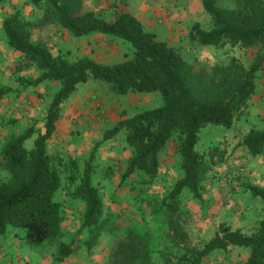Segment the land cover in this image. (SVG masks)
I'll return each mask as SVG.
<instances>
[{
	"label": "trees",
	"instance_id": "1",
	"mask_svg": "<svg viewBox=\"0 0 264 264\" xmlns=\"http://www.w3.org/2000/svg\"><path fill=\"white\" fill-rule=\"evenodd\" d=\"M29 1L42 7V15L30 21L16 11L3 20V31L8 45L21 54L19 69L35 66L40 70L30 82L53 81L58 88L48 105L44 130L36 132L33 146L27 148L24 144L35 133L32 127L12 135L3 146L2 169L6 179L0 182V234L17 227L24 229L23 239L29 246L57 242L56 260L79 248L77 236L68 243L60 240L63 216L61 204L55 199L60 187L56 167L59 161L47 151L46 144L60 116L61 104L78 83L92 78L106 82L110 92L117 96L130 92L160 93L162 103L158 107L120 120L106 131L104 138L124 130L125 143L133 150L126 175L141 171L151 178L158 172L161 152L175 137L182 175L159 203V212L154 216L162 215V223L170 235L188 247L189 236L181 222L179 195L188 189L195 199L201 197L209 171V164L196 149L201 129L208 125L230 128L248 112L249 101L256 92V79L264 72V0H232L233 7L220 6L216 0H202L211 27L204 29L199 23L192 24L187 36L193 45L229 44L255 51L248 65L235 56L214 65L209 80L177 48L157 39L130 12L120 11L106 19L93 10H86L83 0ZM53 26H60L72 36L100 33L120 38L130 44L132 53L126 60L114 64L97 62L87 56L69 61L62 55H53L46 42L31 41L32 28ZM241 145L252 156L261 154L264 128H250L242 137ZM70 178L75 185L68 191L69 196L84 206L83 225L88 227L89 235L82 242L89 247L102 234L109 216H103L102 200L92 183L89 162L78 176L71 174ZM247 189L262 202V215L252 232L243 233L221 224L202 247L186 249L176 257V264H202L203 258L212 251L229 246L249 249L246 264H264V186L249 184ZM116 220L110 223V229L121 230L122 235L114 240L107 264H153L150 233Z\"/></svg>",
	"mask_w": 264,
	"mask_h": 264
},
{
	"label": "rangeland",
	"instance_id": "2",
	"mask_svg": "<svg viewBox=\"0 0 264 264\" xmlns=\"http://www.w3.org/2000/svg\"><path fill=\"white\" fill-rule=\"evenodd\" d=\"M83 1L86 10H93L106 19L120 11L141 15V11L153 13L166 7L178 12L191 9L194 11L190 19L192 23L186 24V31L178 26L173 34L162 38L177 48L185 60L200 68L206 80L210 79L214 65L224 63L231 56L248 65L255 52L229 44L217 47L193 45L187 36L191 25L197 22L204 29L211 27V19L202 0ZM216 3L225 7L235 6L232 0H216ZM16 11L24 19L36 21L42 15V7L29 0H0V182L6 179L2 169L5 142L12 135L32 127L35 133L24 144L27 148L33 146L36 132L44 130L48 105L58 88L53 81L32 84L30 81L40 73L35 66L19 69L21 54L8 45L2 27L3 20ZM163 24L161 22L159 26ZM39 40L47 43L53 55H62L69 61L87 56L97 62L114 64L126 60L132 53L130 44L120 38L98 33L72 36L60 26L32 28L31 41L36 43ZM161 103L159 92H130L117 96L110 92L104 81L89 78L78 83L74 92L61 104L60 116L47 139L46 149L59 161L56 167L60 187L55 199L61 204L63 216L60 240L68 243L77 236L79 248L64 259L56 260L57 242L29 246L23 239L24 229L8 228L0 234V264H107L114 240L122 235L121 230L110 229V223L116 219L150 233L153 264H176V257L186 249L202 247L221 224H226L222 220L236 213V205H249L257 223L262 215V202L259 197L256 201L247 186H264V151L252 158L239 152L242 161L235 166L230 157L240 144L231 147L225 137L220 140L218 135L221 133L214 132L201 133L196 144L197 151L209 164L200 199H195L188 189L179 195L181 222L190 245L184 247L178 243L162 223V215L154 216L159 212V203L182 175L177 140L174 137L168 142L160 154L157 174L149 178L141 171L126 175L127 161L133 150L125 143L124 130L110 138H104V135L120 120L156 108ZM233 123L241 128L240 135L248 123L253 128H264V72L256 79V92L249 101L247 114ZM86 162L90 163L92 183L102 200L103 216H109V223L102 234L89 247L82 242L89 235L88 227L83 225V203L72 199L68 192L75 185L70 175L78 176ZM239 166L248 168L255 176L237 174ZM199 213L205 215L202 217L204 224L197 220ZM8 246L11 256L5 258ZM245 256L243 248L229 246L212 251L203 258L202 264H245Z\"/></svg>",
	"mask_w": 264,
	"mask_h": 264
},
{
	"label": "crops",
	"instance_id": "3",
	"mask_svg": "<svg viewBox=\"0 0 264 264\" xmlns=\"http://www.w3.org/2000/svg\"><path fill=\"white\" fill-rule=\"evenodd\" d=\"M130 13H132V12H130ZM140 13H141V15L136 13V16L141 21L144 28L147 30L153 31L156 34L157 39L167 42V39L162 38V37H167L168 35L173 34V31L178 26H181V28L184 31H186L185 26H186V24L188 25L189 22L192 23V21H190V19L192 18L191 16L194 13V11H192L191 9H188V10H181L178 12L177 10H172L171 8L166 7V8H161L158 11L153 12V13H145L143 11H141ZM132 14H134V13H132ZM160 20H162V21H160ZM185 21H187V22L183 23ZM161 22H164L165 25L163 24V25L159 26V24H161ZM93 34H95V33H93ZM98 34H100V33H98ZM170 38H171V36H170ZM235 126L236 125H234V123L232 124V126L230 128H225V127H221V126L209 127V125H208V126L201 129L199 135L201 133H204V132L205 133H207V132L221 133L222 135H218L220 140H223V137H225V139L228 140V143L230 144L231 147H233L235 144H240V147L237 148V150H235L236 153H234L230 157V158H232L233 162H235L234 163V164H236L235 166H237V164H241L240 161H242V158L239 156V154H240L239 152H241V154H245L247 156H250L251 158L254 156H251L248 153V150L244 146L241 145L242 137L250 128H252V124L248 123L247 129L245 130V132L241 133V135H240V133H238L239 130H241V128H238ZM238 156H239V158H238ZM262 165L264 167V162L262 163ZM231 166L233 167V163L231 164ZM249 175H247V176H249L251 178H253L255 176L253 174V172H251V174H249ZM227 176L229 177V175H227ZM248 192H249V190H248ZM254 198L258 202V200H259L258 197H254ZM248 206L249 205L244 204V203H240V204L236 205V208H235L236 213L232 214V215H227L226 218L224 217L222 222H225V223L227 222L226 225H228L233 230L237 229V230H240L241 232L247 233V234L252 232V230L257 225V223L255 222V216L253 215L254 213H252V211L249 210ZM202 217H205V215H202L199 213V215L197 216V220L201 224H204V220ZM260 218L261 217H259V219ZM1 239H2V237L0 235V240ZM230 247H235V246H230ZM238 248H243V250H245V253H246L245 261H246L248 255H249V249L244 248V247H238ZM5 250H6L5 251L6 252L5 258L11 256V254L9 253L10 252L9 246L7 248H5Z\"/></svg>",
	"mask_w": 264,
	"mask_h": 264
},
{
	"label": "built area",
	"instance_id": "4",
	"mask_svg": "<svg viewBox=\"0 0 264 264\" xmlns=\"http://www.w3.org/2000/svg\"><path fill=\"white\" fill-rule=\"evenodd\" d=\"M237 174H240V175H243V174L249 175V174H251V171L248 168H246V167L240 166V167H238Z\"/></svg>",
	"mask_w": 264,
	"mask_h": 264
}]
</instances>
